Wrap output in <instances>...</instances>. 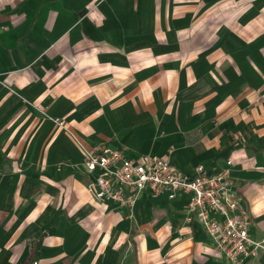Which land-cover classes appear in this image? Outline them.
<instances>
[{
    "label": "crops",
    "instance_id": "obj_1",
    "mask_svg": "<svg viewBox=\"0 0 264 264\" xmlns=\"http://www.w3.org/2000/svg\"><path fill=\"white\" fill-rule=\"evenodd\" d=\"M70 133L192 177L232 161L264 240V0H0V264H230L188 195L97 201Z\"/></svg>",
    "mask_w": 264,
    "mask_h": 264
},
{
    "label": "built area",
    "instance_id": "obj_2",
    "mask_svg": "<svg viewBox=\"0 0 264 264\" xmlns=\"http://www.w3.org/2000/svg\"><path fill=\"white\" fill-rule=\"evenodd\" d=\"M55 123L65 129L64 123ZM78 145L86 175L91 177L89 191L97 201L111 202L131 211L145 193L153 197L166 195L171 200L188 195L186 209L191 215L188 220H196L230 264H245L264 254V240L252 236L251 216L231 177L232 161L227 163L228 168L211 174L207 167L199 165L192 177L165 157L143 155L131 159L123 151L106 145L93 148L80 142Z\"/></svg>",
    "mask_w": 264,
    "mask_h": 264
},
{
    "label": "rangeland",
    "instance_id": "obj_3",
    "mask_svg": "<svg viewBox=\"0 0 264 264\" xmlns=\"http://www.w3.org/2000/svg\"><path fill=\"white\" fill-rule=\"evenodd\" d=\"M89 188V187H88Z\"/></svg>",
    "mask_w": 264,
    "mask_h": 264
}]
</instances>
